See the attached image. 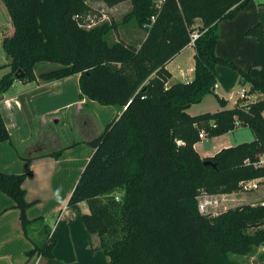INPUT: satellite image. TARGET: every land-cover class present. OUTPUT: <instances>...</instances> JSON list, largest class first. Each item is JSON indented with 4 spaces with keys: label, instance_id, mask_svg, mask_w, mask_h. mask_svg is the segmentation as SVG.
<instances>
[{
    "label": "trees",
    "instance_id": "trees-1",
    "mask_svg": "<svg viewBox=\"0 0 264 264\" xmlns=\"http://www.w3.org/2000/svg\"><path fill=\"white\" fill-rule=\"evenodd\" d=\"M14 33L5 36L0 94L21 81L35 82V67L55 63L59 68L40 76L60 81L80 75V97L101 105L125 108L89 145L94 153L70 197L69 206L87 203L82 222L97 235L110 264H243L237 257L263 251L264 203L246 204L218 215L200 212L202 195L244 191L243 183L264 179V98L239 99L233 109L188 114L210 94L215 95L217 68L230 66L250 93L264 95V80L216 55L218 23L234 19L252 0H1ZM130 1L132 9L118 21L92 22L94 3L113 8ZM195 77L167 87V65L191 43L196 20ZM144 30L139 47L113 35L132 25ZM247 35L264 43V25ZM217 96V95H216ZM225 108L227 101L218 97ZM249 128L255 139L201 158L195 145L237 128ZM0 120V143L10 141ZM62 151L52 154L59 158ZM211 162L215 165H205ZM33 173L0 172V191L20 211L28 238L38 231L27 255L53 258L57 241L44 217L29 219L24 183ZM263 182H259L261 184Z\"/></svg>",
    "mask_w": 264,
    "mask_h": 264
},
{
    "label": "crops",
    "instance_id": "crops-1",
    "mask_svg": "<svg viewBox=\"0 0 264 264\" xmlns=\"http://www.w3.org/2000/svg\"><path fill=\"white\" fill-rule=\"evenodd\" d=\"M99 4L102 5L94 3L92 7ZM123 5L121 3L113 8L105 6L112 11ZM0 14L1 79L11 71L10 67H4L6 55L3 40L5 36L14 33L11 18L1 0ZM260 23L264 25V0H252L234 19L219 22L216 55L230 58L224 53V48H228L231 54H237L234 58L241 61L245 68L251 66L253 69L244 71L250 72L253 78L264 80V44L247 35L249 29ZM201 26L202 21L198 19L193 28ZM146 37L144 30L132 24L124 25L116 40L121 39L141 47ZM253 45L255 49L252 50L256 52L252 56ZM195 53L194 45L190 44L168 63L167 70L171 78L167 87L193 81ZM38 65L35 67V82L17 80L7 92L0 94V120L5 124L11 139L0 143V172L33 173V177L24 183L26 199L33 203L27 216L31 220L44 217L57 245L53 258L38 255L29 258L27 254L34 249V241L42 242V239L38 231L32 233V238L25 235L20 211L14 207V201L0 191V264H110L108 256L101 252L99 237L90 234L82 222L83 215L90 211L87 203L69 206V200L94 153L88 142L98 137L105 126L121 116L125 108L104 106L87 97L81 98L80 75L60 81L43 80L40 78L42 74L59 68V65ZM221 67L217 68L215 95L226 100L227 106L223 108L218 104L212 112L205 113L233 109L242 94L247 96L244 101L246 104L264 98L262 94H251V86L243 84L236 71L222 70ZM205 98L200 104L190 107L188 114L200 115L195 109L192 110L201 105ZM240 129H244L245 133L240 134ZM248 130L251 131L245 127L237 128L228 134L211 138L212 142L207 147L202 146L205 138L201 139L195 149L201 158L213 157L224 148L252 142L255 137ZM58 151H62L60 157H52ZM250 182H264V179ZM237 194L218 196L235 198ZM254 201L258 202L256 204L264 203L262 196L255 197Z\"/></svg>",
    "mask_w": 264,
    "mask_h": 264
},
{
    "label": "rangeland",
    "instance_id": "rangeland-1",
    "mask_svg": "<svg viewBox=\"0 0 264 264\" xmlns=\"http://www.w3.org/2000/svg\"><path fill=\"white\" fill-rule=\"evenodd\" d=\"M123 7L119 8V9H114L112 11H110L103 3L102 5H95L94 10H95V14L92 16V22L94 23H99V22H103V21H119L123 18V16L129 12V10L132 9V4L130 1L123 3ZM127 6V7H126ZM128 6L130 7L128 9ZM0 20H2V15L0 14ZM122 27H120L119 30H121ZM194 30H198L197 28H194ZM118 35V33H115L113 35L114 39L116 38V36ZM251 37V36H250ZM255 38V37H253ZM257 39V38H255ZM258 40V39H257ZM259 41V40H258ZM260 42V41H259ZM262 43V42H261ZM264 44V43H263ZM255 49V46L253 45L251 48V52H252V56L255 54L256 50H252ZM224 53L229 55L230 58H224L226 60H230L233 63H235L240 69L242 70H251V66H248L247 68H245V66H243V64L241 63V61H237L234 57H236L235 55L237 54H231L230 50L228 48H224ZM252 61V60H251ZM252 63V62H249ZM41 65L38 66H44L42 64H51V66L53 67H57L58 64L55 63H40ZM222 70H234L236 71V69L230 67V66H226V65H221ZM253 70V69H252ZM238 73V71H236ZM250 73V72H249ZM239 74V73H238ZM239 89V88H237ZM240 90V89H239ZM219 102L217 100V96L214 94H210L208 96H206L205 101L201 104V105H197L193 108L192 112L197 111V114H201V113H205L208 111L213 110V107L218 106ZM196 114V115H197ZM106 128V126H105ZM103 128V130L105 129ZM243 128V127H240ZM249 131V130H248ZM240 134H244L245 131L244 129H240L239 130ZM251 134H253L252 131H249ZM211 138L207 137L203 140V144L202 146H209L211 143ZM248 143V142H246ZM254 184H256L258 186V190L254 187ZM262 196L264 199V182L261 184L258 183H253L250 185H246V188L244 187V191L240 192L239 194H237V196L235 198H222L220 196H207V195H202L199 198V202L200 204H204L206 211L203 213L205 215H218L221 214L231 208H235L241 205H246L247 203L253 204V203H258L255 202L254 199L255 197H260ZM254 201V202H252ZM102 249V247H101ZM263 251V249H259L254 255L252 256H246V257H237L236 259H238L240 262H242L243 264H262L257 258L260 255V253ZM103 254H105L103 252V250L101 251Z\"/></svg>",
    "mask_w": 264,
    "mask_h": 264
},
{
    "label": "built area",
    "instance_id": "built-area-1",
    "mask_svg": "<svg viewBox=\"0 0 264 264\" xmlns=\"http://www.w3.org/2000/svg\"><path fill=\"white\" fill-rule=\"evenodd\" d=\"M164 0H158V5H161L163 4ZM200 37V33L198 30H194L191 34V43L192 45H194L195 41ZM216 88H217V85L215 87V92H216ZM240 99H243V100H246L247 99V96L245 94H242L241 98ZM205 138V135L204 133H202L200 135V139H204ZM256 166L257 167H260V166H264V155L260 156L259 157V161L256 163ZM250 184H253L251 182H245L243 183V186L246 188V185H250ZM254 187L257 189V185L254 184ZM206 211V208H205V205L204 204H200V212L201 213H204Z\"/></svg>",
    "mask_w": 264,
    "mask_h": 264
},
{
    "label": "water",
    "instance_id": "water-1",
    "mask_svg": "<svg viewBox=\"0 0 264 264\" xmlns=\"http://www.w3.org/2000/svg\"><path fill=\"white\" fill-rule=\"evenodd\" d=\"M23 78H24V74H23V73H20V72H19V73L16 74V79H17V80H21V79H23ZM205 165H213V166L215 167V165L212 164L211 162H206Z\"/></svg>",
    "mask_w": 264,
    "mask_h": 264
}]
</instances>
